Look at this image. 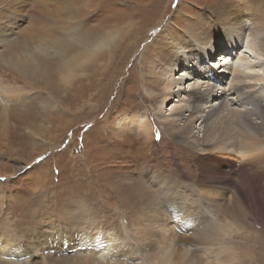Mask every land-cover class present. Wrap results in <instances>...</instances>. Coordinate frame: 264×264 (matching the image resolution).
<instances>
[{
	"label": "bare ground",
	"instance_id": "obj_1",
	"mask_svg": "<svg viewBox=\"0 0 264 264\" xmlns=\"http://www.w3.org/2000/svg\"><path fill=\"white\" fill-rule=\"evenodd\" d=\"M69 2V7L64 11L61 5L45 8L42 12L43 17L37 18L41 21L40 25L26 27L30 33L24 34L21 41L13 48L14 51L11 53L13 57L10 60L8 58L5 63L11 65L12 72L20 73L25 81L36 83L44 79L46 83L44 89L50 92L64 90L75 105L79 98L82 97L80 99L82 100L87 92L95 90L91 97L85 100L92 104L97 97H101V101L108 98L114 80H117L121 72L124 73L123 69L131 56L139 51L141 43L150 33L145 32L141 22L134 20L136 15L126 17L129 21L124 26L121 25L124 16L118 23L115 21L119 25H110L112 26L110 27L103 24L99 26L100 28L89 26L92 19H88L89 14H85L87 11L81 6L78 8L75 4L76 0ZM151 2L155 1L151 0ZM240 3L235 1L232 6L222 3L211 17L206 13V15L191 16L184 35H173L172 38L170 36L165 39L158 37L152 44H147L140 55L144 68H150L147 69L148 72L143 73V82L148 93L146 99L157 104L158 114L165 103L182 94L188 95L186 104L181 110L176 105L172 109L174 113L170 116L173 117L169 118L163 127L164 136L161 141L170 138L182 144V147L191 148L195 154L193 163L198 175L194 176V180H191L187 188L182 187L180 181L167 180L169 178L155 176L153 173L152 178L161 189L155 192L152 190L151 194L154 197H150V200L143 202L138 200V206L146 201L144 205L148 203L145 206L150 211L142 215L145 223L137 225L133 233H128L130 243L123 248L125 254L153 248V245H148L147 242L151 240L149 236L154 232L155 240L152 241L158 251L151 254V264H205L198 256L200 253L198 249L187 248L192 244L212 250L218 261L217 264H241V254L252 255L249 257L254 258L253 255L256 253L257 260L264 258V204L261 203L260 196L264 191V93L255 91L256 84L248 82V78L257 77L259 80L264 78V61H262L264 59L260 57L253 44L246 43L241 47L242 53L238 54L237 62L231 64V54H234L237 45L235 41L230 40L231 43L224 44L214 41L215 39L220 41V38H225L227 35L241 39L243 31H250L251 34L260 37L261 49L264 51V0H242ZM3 6L5 8H0V33L3 32L2 38L7 39L9 30L18 28L24 18L9 12V3ZM80 17H85L84 23L79 19ZM104 26L107 28H103ZM54 32H60V37L53 36ZM45 37L54 40L48 42ZM194 39L197 40V46ZM33 41H37L40 46L30 50L32 46L28 48V45ZM177 41L191 56L197 53V47L201 44L206 45L203 49L211 48V50L207 49V52H203L204 56L197 61V64H193V61L183 57L176 47ZM218 45L222 46L220 48L224 47L226 51L220 54L221 61H224L222 65L210 59L215 55ZM238 45L241 46L239 43ZM44 48L60 55L59 60L54 62L44 58L40 61L44 56L42 55ZM29 51L35 53V58L29 54ZM150 56H152L151 60H149ZM0 64V68L4 67L3 63ZM181 66L185 70L177 71ZM212 66L217 67L212 68ZM162 69L166 70V77L161 74ZM214 70L218 71L214 73ZM244 74L247 78H243ZM180 75L182 78L178 77ZM199 75L206 81L196 83L197 88L190 84L187 86L183 81L184 79L191 81L194 76ZM226 75L232 76L229 88L223 86L227 82ZM182 84L184 87L181 86ZM176 88L178 90H175ZM8 98L6 105L0 104V117L10 120L11 116L16 115V113L11 115L12 107L17 104L26 108L28 99L25 98L24 93L12 90L10 87ZM148 117L149 122L143 121L141 116L129 117L126 123L119 126L116 136H122L129 130L136 129L142 136L150 137L151 145H154V136L157 132L155 126L158 124L150 116ZM197 122H200L199 126ZM175 148L179 147L176 145ZM232 149L241 153L243 162L240 169L234 167L227 170L225 166L231 163L221 155ZM175 156L176 154L172 155V158L179 166L178 175L191 179L187 167L182 164V168ZM151 157V155L145 156L147 161L153 160L154 157ZM150 167L147 166L148 171L151 170ZM169 170L171 171V167ZM120 188L122 187L116 188V191ZM134 191L139 192L135 189ZM148 193L150 194V191ZM116 195L113 191V196ZM118 200L122 199L118 198ZM128 200H130L129 196L122 200L125 207L130 203ZM74 205L77 211L69 210L67 213H62L60 222L51 229L46 230L47 228L44 227L35 230L32 233L35 241L29 244L26 242V245L22 243L23 246L20 245L22 249L11 241L9 238L11 235L6 229L0 228V255L8 252L9 258L12 259V254L26 255L28 251L32 253L33 250L44 248L45 251L50 247L57 248L58 245L65 246V249L68 245L77 248L86 245L85 248L90 250L88 253H99L101 258L106 259L112 251L123 245L124 239L113 230L89 233L93 219L87 215L88 206L85 207L86 203L80 199L75 200ZM222 205L225 207L226 216L230 219L216 222L211 215H218L224 208ZM167 222L171 225L166 224ZM259 225L262 227L259 228ZM244 229L245 234L242 235V239L246 243L241 245L233 237ZM180 230L186 231V234H179ZM46 239L51 242L47 243ZM183 241L185 243H181ZM190 249L192 251H189ZM242 249L246 250V254L242 253ZM55 262V264H91V258H71V260L66 258L63 261L56 259ZM260 262L261 260L258 264Z\"/></svg>",
	"mask_w": 264,
	"mask_h": 264
},
{
	"label": "rangeland",
	"instance_id": "obj_2",
	"mask_svg": "<svg viewBox=\"0 0 264 264\" xmlns=\"http://www.w3.org/2000/svg\"><path fill=\"white\" fill-rule=\"evenodd\" d=\"M154 1L153 3L151 0H76L77 7H82L84 11H87L85 14H89L87 15L88 19H92L89 26L98 28L103 24L114 26L123 16L121 25L124 26L129 21L126 17L136 15L134 20L141 22L145 32L150 34L141 43L139 51L131 56L125 69H123L124 73L121 72L116 78L117 80H114L107 99L101 101V97H97L92 101V104L87 103L85 100L90 98L92 92L95 91L90 90L82 100H80L82 97L79 98L76 102L77 105H75L64 90L50 92L48 89H44V84L46 86L44 79L38 80L36 83L29 82V80L25 81L20 73L12 72L10 70L11 65L5 63L8 58L10 60L13 57L11 53L14 51V46L21 41L24 34L30 33L26 27L34 24L40 25L41 21L37 18L43 17L42 12L45 8L61 5L64 11L70 5L69 0H0V8H5L3 5L9 3V12L24 18L18 28L9 30L7 39L2 38L3 32L0 33V63L4 64V67L0 68V104H7L9 87L19 93H24L25 98L28 99L26 108L17 104L12 107L11 115L15 113L16 115L11 116L10 120L0 117V228L6 229L11 235L9 237L11 241L22 249L20 246L22 243L26 245V242L29 244L35 241L32 235L35 230L44 227V229L47 228L46 230L51 229L60 222L61 217H63L62 213H67L69 210L77 211L74 203L75 200L80 199L86 203L85 207L88 206L86 208L87 215L93 219L89 233L110 229L124 239L123 245L112 251L106 259L101 258L99 253H88L90 250L85 248L86 245H81L79 248L68 245L66 249L65 246L58 245L57 248L50 247L45 251V248L33 250L32 253L28 251L26 255L16 256L12 254V259L9 258L7 252L0 255V264H55L56 259L63 261L66 258L71 260V258L84 259L85 257L91 258V264L152 263L151 254L158 251L152 241L155 240L154 232L149 236L151 240L146 241L148 245H153L150 250L144 248L145 251L142 252L137 250L129 254L123 252L124 246L130 243L129 234L134 232L137 225L145 223L142 215L150 211L145 206L148 203L144 205L146 201L140 206H138V202L150 200V197H154L151 192L161 189L156 184L155 179L152 178L153 173L155 176L160 175L162 178H169L167 180L180 181L182 187L189 188L188 185L192 182L191 180H194V176L198 175V172L193 163L195 154L191 148L182 147V144L180 145L170 138L161 141L164 136L162 129L168 119L173 117L170 116L174 113L172 109L176 105L181 110L186 104L188 95L182 94L176 97L178 100L175 98L171 102L165 103L162 105L160 114H158L157 104L146 99L148 93L143 82V73L148 72L147 69L150 68H144L140 61V55L147 44H152L158 37L165 39L170 36L172 38L173 35H184L187 30L186 24L191 16L207 14L211 17L222 3L232 6L235 1L240 3L242 0ZM79 19L83 23L85 22V17ZM103 28L107 27L104 26ZM54 33L52 34L55 37L61 35L60 32ZM243 33L241 39L227 35L225 38H220V41L217 39L214 41L221 44L231 43L230 40L235 41L237 45H235L234 54H231V64L237 62L238 54L242 53L241 47L242 45L245 46L246 43L248 45L253 44L260 57L264 59L260 37L251 34L250 31H243ZM45 39L48 42L54 40L50 37H45ZM36 42L30 43L28 48L32 46L30 50H35L37 46H40ZM194 43L197 46L196 39H194ZM220 45H218V49L216 48L215 55L211 56L210 59L222 65L224 61H221L220 54H223L225 49L224 47L220 48L222 47ZM176 47L183 57L192 60L193 64H197V61L204 56L202 55L203 52H207L208 49H203L206 45H198L197 53L191 56L185 52V48L179 41L176 42ZM42 52L44 56L40 61H43L44 58L53 61L59 60L60 55L54 54L51 50L44 48ZM29 54L35 58V53L29 51ZM151 58L152 56L149 60ZM180 69H183L182 66L177 71ZM216 71L218 70H214V73ZM161 72L166 77V70L162 69ZM181 75L178 77L182 78ZM242 76L247 78L246 74ZM194 77L191 81H185V79L183 81L187 86L190 84L193 87L196 86L195 88L198 87L196 83L206 81L202 80L201 75ZM225 78H227L225 80L227 82L223 86L229 88L232 76L226 75ZM263 79L248 78V82L256 84L254 90L262 94L264 93ZM181 86L184 87V84ZM104 104L106 105L104 106ZM134 115L141 116L143 121L148 122L150 121L148 116H150L153 121L157 122L154 145H151L152 139L150 137L142 136L140 131L137 132L136 129L129 130L128 133H125L126 136L125 134L116 136L119 126L126 123L127 119L134 117ZM199 123L197 122V126ZM176 145L179 147L178 149L175 148ZM86 146L89 148L87 149ZM175 154V157L180 161L179 164L181 163V167H187L191 179L178 175L179 166L172 158V155ZM146 155L154 157L153 160L147 161ZM221 157L231 163V165L225 166L227 170L234 167L240 169L243 162L241 153L234 149L222 154ZM148 165L151 166L150 171L147 169ZM170 167L171 171L169 170ZM118 185L122 188L116 191V188H119ZM132 185L133 187H131ZM134 189L139 192L134 191ZM113 191L116 192V196H113ZM261 193V203L264 204V191ZM126 196L130 197L128 207H125L124 202H122ZM118 198L122 200H118ZM211 217L216 222H224L230 219L226 216L225 207L218 215H211ZM166 224L171 225L170 222ZM260 227L262 226L259 225ZM185 232L180 230L179 234L185 235ZM239 232V235H235L233 239L243 245L245 240L242 239V235L245 234V229ZM46 242L50 243L51 241L46 239ZM181 243H185V241ZM187 248L198 249V253L200 252L198 256L204 260L205 264H217L218 262L212 250H207L204 246L196 247L192 244ZM191 249L189 251H192ZM245 251L242 249V253ZM241 255L243 256L240 259L241 264H258L259 260H261L259 264H264V258L257 260L256 253L253 255L254 258L249 257L252 255Z\"/></svg>",
	"mask_w": 264,
	"mask_h": 264
}]
</instances>
